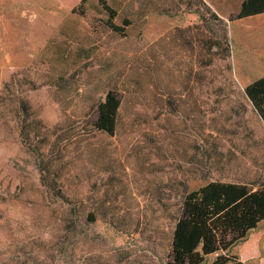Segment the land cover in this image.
Segmentation results:
<instances>
[{
  "label": "rangeland",
  "instance_id": "374dc122",
  "mask_svg": "<svg viewBox=\"0 0 264 264\" xmlns=\"http://www.w3.org/2000/svg\"><path fill=\"white\" fill-rule=\"evenodd\" d=\"M241 1L209 0L215 19L205 0H0V264H170L186 191L264 185L244 97L264 15L231 20ZM224 32L227 59L206 43ZM108 91L113 135L94 127Z\"/></svg>",
  "mask_w": 264,
  "mask_h": 264
},
{
  "label": "trees",
  "instance_id": "16d2710c",
  "mask_svg": "<svg viewBox=\"0 0 264 264\" xmlns=\"http://www.w3.org/2000/svg\"><path fill=\"white\" fill-rule=\"evenodd\" d=\"M105 7L109 13V26L115 31H124L123 26L113 22L116 11L109 5ZM262 13L264 0H244L231 20ZM211 15L220 19L215 12ZM187 28L190 30L193 27ZM227 39L226 32L223 39H206L207 47L210 51L215 47L224 48L227 59L230 55ZM244 97L264 121V76L244 88ZM121 101L114 91L107 92L97 106L96 130L109 135L116 133ZM89 217L91 222L95 221L93 215ZM263 220L264 185L254 189L249 183L211 181L186 191L171 236L170 264H204L206 257L215 252L224 253L217 255L211 264H248L238 253L229 254L228 251L238 242L247 241L250 231Z\"/></svg>",
  "mask_w": 264,
  "mask_h": 264
},
{
  "label": "crops",
  "instance_id": "0c3cea01",
  "mask_svg": "<svg viewBox=\"0 0 264 264\" xmlns=\"http://www.w3.org/2000/svg\"><path fill=\"white\" fill-rule=\"evenodd\" d=\"M209 3V0H205ZM244 1V0H243ZM243 1H241V3H243ZM240 3V6H241ZM210 5V3H209ZM211 7V5H210ZM214 11L215 9L213 7H211ZM239 8V7H238ZM219 16H221L217 11H215ZM258 15V14H257ZM260 15H264V13L260 14ZM258 15V16H260ZM264 26V25H263ZM262 30H260L259 33L264 34V27L261 28ZM253 63H252V67L253 69L257 68L258 70L263 69L264 68V51L263 53H256L255 56H253ZM263 75H260L259 77H255L252 78L251 80L247 81V85L250 84L251 82H253L255 79H259L261 78ZM248 240L244 241L241 243L239 250L237 251V253L241 256V258L244 261H258V264H264V232L262 231H258V232H254V233H250V235H248Z\"/></svg>",
  "mask_w": 264,
  "mask_h": 264
}]
</instances>
